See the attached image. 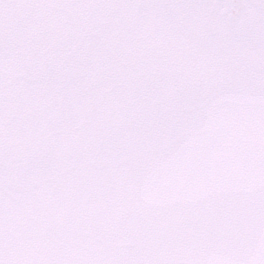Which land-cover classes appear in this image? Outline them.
Masks as SVG:
<instances>
[{
	"label": "snow or ice",
	"instance_id": "snow-or-ice-1",
	"mask_svg": "<svg viewBox=\"0 0 264 264\" xmlns=\"http://www.w3.org/2000/svg\"><path fill=\"white\" fill-rule=\"evenodd\" d=\"M0 264H264V0H0Z\"/></svg>",
	"mask_w": 264,
	"mask_h": 264
}]
</instances>
